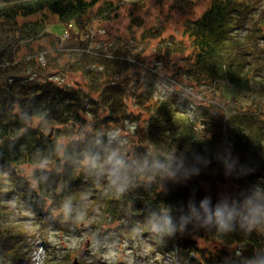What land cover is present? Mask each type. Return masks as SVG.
Returning <instances> with one entry per match:
<instances>
[{"label":"trees","instance_id":"1","mask_svg":"<svg viewBox=\"0 0 264 264\" xmlns=\"http://www.w3.org/2000/svg\"><path fill=\"white\" fill-rule=\"evenodd\" d=\"M163 1L149 23L135 19L132 2L131 23L120 32L113 24L123 0H2L0 264L26 258L28 233L9 224L12 200L34 211L46 239L51 228L69 232L70 211L94 200L102 219L92 240L100 248L117 241L109 221L117 239L144 236L171 264H263L264 105L240 108L217 87L257 86L264 100V0H206L198 15L200 0ZM49 15L73 30L62 49ZM95 21L115 31L91 37ZM43 39L52 47L44 64L31 48ZM53 53L74 56L57 67ZM57 69L86 82L56 81ZM171 76L177 81L155 97L157 82ZM188 86L206 88L211 99ZM182 102L204 114L216 107L222 120L198 127ZM144 115L128 156L106 130ZM219 184L237 190L222 201ZM58 257L48 251L41 264H67L71 252Z\"/></svg>","mask_w":264,"mask_h":264},{"label":"rangeland","instance_id":"2","mask_svg":"<svg viewBox=\"0 0 264 264\" xmlns=\"http://www.w3.org/2000/svg\"><path fill=\"white\" fill-rule=\"evenodd\" d=\"M123 1H125L128 5L126 8H123L120 11L118 21L113 24V28H115L116 30L119 29L120 32L126 31L125 28L129 23H131L132 19L130 18L129 11L133 7L132 2H135L137 4L136 11L134 12L135 19L140 18L142 19V21H145L147 23L152 22L153 18L159 15L160 11L165 9L164 6H166L165 4L167 2H164L163 0ZM205 1L206 0H200L198 5L199 7L196 9V15L203 12V10L206 8L207 5ZM1 2L2 0H0V4ZM162 2H164V4ZM149 11H151L150 14H148ZM48 19V31L60 36V41H58L57 49H62V47L64 46L63 43L70 38L69 36L71 35V31H73L71 30V25H61L58 22V19L52 15H49ZM64 28H66V30ZM110 28H112L111 25L106 22L95 21L91 23V26L89 28L90 33H93H88V35H90L91 37L95 36L94 33L103 35V30L108 31ZM113 28L112 30L115 31V29ZM88 35L84 37L86 38L88 37ZM156 45L157 44H155L154 47H156ZM40 46H44L46 50H40ZM31 48H33L34 51L39 52V56H42L43 62L46 63V58H44V55L46 54V51H51L52 47L50 43L43 39L34 42ZM97 49L101 50L100 46L97 47ZM65 50L68 51V49L65 48H63V50L61 51L64 52ZM151 51H154V49H151ZM25 54H27V56H31V52L29 51H25ZM53 54L55 55L56 53ZM56 56L58 58L56 57L57 60L55 61V64L57 65V67H60L62 63H64L67 59L74 55L69 56L68 53H58V55L56 54ZM128 58L129 59L127 60L133 59V57ZM152 64L159 67L158 61H153ZM160 70H162V68H160ZM54 71L56 74L53 76V79L56 81H60L63 84H75L77 82H81V85L83 87V84L86 82L85 80L83 81V78L78 73H64L60 69ZM165 80L160 79L157 82L155 97L158 98L164 91L163 85L167 86L169 84H174V82L177 81V78L171 76L169 81ZM213 89H215V87H213ZM217 89L219 95L222 93L227 99L235 98V103L240 108L255 107V99L261 101L264 105V100L260 94L261 90L257 86H252L248 91H240L236 88L228 86L226 83H220ZM188 92L193 94H195L196 92H203V95H205L209 99H211L210 95H212L211 93H208L206 91V88H202L201 90H199L198 88L191 89V87H189ZM206 102L207 101H205V103ZM178 105L180 108H182V110H186L184 107L185 102H182ZM206 106L209 105L207 103L203 104L204 108ZM208 108L209 110L206 114H204V109L199 108L195 110V115L197 117L196 119L200 123L198 127H204L203 123L206 122L211 124H208L210 126L205 125V128L211 127L213 124L217 123L219 119L222 120V116H218L219 111L216 107ZM209 113H213L212 116H214V120L211 119V114ZM145 116L146 115L141 117V120L139 122L124 121L118 125L109 127L106 130L108 139L119 140L124 143L126 145L125 150L128 151L130 155L133 145L137 144V142H140V136L138 135L137 130L140 128V126L145 124ZM200 130H202V128H200ZM142 144L146 145V141L143 140ZM219 190L221 193L222 201H226L227 196L237 189L231 187L228 184H219ZM15 202L16 201L14 200L10 202L12 221L9 222V224H15L18 222L21 229L28 233L24 246L26 258L21 261L20 264H41L48 251L53 252L54 249L58 252V258L64 255L67 251H70L71 259L77 257L81 264H171V258H163L160 253L154 251L151 243L144 236H141L139 239L130 236L129 239L131 240V242L128 239H123L122 237H120V239H117L119 235L117 232H115L117 223L112 226L109 221L107 222L108 226L106 230H108L110 227L112 231L111 234L113 236L116 235L117 241H113L112 243L105 241V244L100 248L99 244L97 242H93L92 240L95 226L97 225L98 221L102 219L101 205L95 203L94 200H86L81 204L80 207L77 206L70 211L72 217V226L69 232L59 231L58 229L51 228L47 230V239L41 236L40 224L38 222L37 225L34 211L30 207H28L27 204L24 206L19 205L20 208H18ZM43 212H45V209H43ZM79 223H82V225H79ZM87 240H89L90 243L86 245ZM200 244L211 245L214 248H217L218 246V242L216 240L210 241L209 244L207 240L203 241L201 239ZM226 249L229 250L228 248ZM169 257H171V255H169Z\"/></svg>","mask_w":264,"mask_h":264},{"label":"water","instance_id":"3","mask_svg":"<svg viewBox=\"0 0 264 264\" xmlns=\"http://www.w3.org/2000/svg\"><path fill=\"white\" fill-rule=\"evenodd\" d=\"M68 264H80V262L78 261L77 258H75L72 262H70ZM263 264H264V262H263Z\"/></svg>","mask_w":264,"mask_h":264}]
</instances>
